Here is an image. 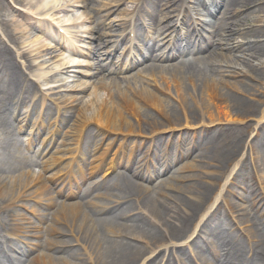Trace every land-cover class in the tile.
<instances>
[{
	"label": "rangeland",
	"instance_id": "rangeland-1",
	"mask_svg": "<svg viewBox=\"0 0 264 264\" xmlns=\"http://www.w3.org/2000/svg\"><path fill=\"white\" fill-rule=\"evenodd\" d=\"M31 1L32 3L29 4ZM141 1L24 0V2H17V0H0L2 7L0 46L6 47L10 53L14 54L26 77L35 82L38 88L35 94L23 93L24 106L20 112L10 115L9 118L10 123L15 126L16 139L10 147L11 152L5 155L4 161L28 157L35 162L24 164L4 175L3 178H7V190L16 178L21 175H30L44 181L43 184L41 183L43 191L50 188L61 191L62 194L58 197V202L63 205L81 206L83 208L89 204L101 206L103 204L102 189L93 188V186L103 182L106 171L115 163L120 164L114 173L116 175L140 172L147 176L149 175L148 171L152 170L155 156L162 160L167 152L173 158L177 157V153H182L183 156L177 159L168 170L159 169L158 174L154 175L152 179L142 177L143 175L136 177L134 182L144 190L149 189L160 196L163 194L171 197L177 192L157 184L190 162L194 169L183 172V176H195L196 178L184 182L177 181L175 187L185 188L194 185V188L208 190L212 194L209 208L205 212L204 220L199 223L198 227L191 226L187 238L173 242L167 251L154 250V247L150 248L146 241H142L141 235L137 234V239H131V241L142 247L143 251H147L142 260L138 261V264H261L260 257L253 253V250L256 249V240L249 237L251 235L248 231L249 226L246 223L247 220L244 219H249V224H252L256 229L258 226L264 228V163L260 162L261 159L259 160L263 156L264 150V122L259 124L257 119L259 115H255L252 111L257 105L256 93L261 92L264 87L252 79L251 73L248 72L250 69L248 61H254L250 57L253 54V47L234 52L235 59L238 61L236 70L237 72L242 71V75L239 78L227 79L231 82L244 79L252 89L251 93H242L241 89L233 91L236 100H242L241 106L244 113H239L235 109V104L223 96L203 94L199 96L197 104L192 98L194 96L193 91H187L185 88L176 86L168 74L159 75L156 81L161 87L167 89L166 96L176 107L178 116H180L179 123L182 122L183 126L177 129L174 127V132L167 129L159 131L153 136L154 130L144 128L145 133H147L146 136L140 135L134 139L141 145L140 150L136 155L131 156L130 150H125L126 152L123 154V146L126 145L121 143L122 138H124L121 136L122 134L111 133V129L101 124L89 123L86 128L90 129L89 132L92 131V134L88 138L86 135V142H92L91 149L86 156L84 155V160L78 164L80 168L75 166L74 173L77 177V179L74 178L75 182L71 183L66 180L65 172H68L69 167L74 164L72 162L76 160L78 162L79 156L83 154L79 150L81 142L85 140L83 138L85 135L83 134L79 138V130L82 131L79 112L76 111L77 113L69 116L65 122L62 121L63 113H59V108H63L61 97L63 96L64 99L68 100L77 97L82 105H88L87 115H93L98 111L102 101L108 102L106 99L108 94L99 86V81L102 78H106L107 82L115 80L119 82L122 88L129 85L134 90H141L147 84L155 83L154 79L137 74V71L141 69L140 66L148 62L149 59L140 61L129 71L118 72L114 76L109 75L108 72L99 74L98 70L93 67L96 61L93 59L94 51L92 50L94 48L96 51L102 52V48L97 47L102 42L100 40L102 35L105 36L104 39L115 41L116 45L120 47L112 57V64L109 66V68L118 69L123 63L126 65L129 59L135 56V53L138 54V50L143 51L149 38L156 37L157 31L152 28L153 22L149 17V12L143 11L138 16ZM165 3V0L158 1L157 8L159 11L167 8L163 7ZM176 8L170 11L171 16H175L173 12ZM228 9L229 6L220 5L218 7L219 13L216 11L219 15L218 18L227 14ZM260 17L254 15L245 19L243 22L246 23V26L241 29H246L242 30L241 34H236L232 40L236 43H253L256 38L253 37L250 26L264 30V13H261ZM11 20H14L15 23H11ZM181 20H184L182 14L179 18L170 17L168 23H171V26L177 25L178 31L186 34L187 26H182ZM192 20L197 21V18L192 15ZM188 21H191V17L188 18ZM234 21L237 22L235 19H231L230 22ZM42 26L43 28H40ZM15 29L22 32L16 33L18 42L12 44L10 39L15 34ZM132 31L142 37L133 39L132 33L134 32ZM163 35L165 34L163 33ZM216 38L220 39L218 36ZM160 40L162 39L160 38ZM160 40L159 43L162 44ZM63 44L73 47L79 53L71 56L67 52L68 49L62 47ZM112 45L113 43L110 44V46ZM26 52L32 54L24 56ZM127 52L128 55L132 56L128 57ZM40 55L44 57L41 58ZM45 60L50 62L46 63ZM70 60L80 64L77 67L78 77L69 78L60 72L65 67V62ZM29 62L34 64L31 70L27 67ZM96 74L98 77L94 76ZM130 75H134V77L129 79ZM62 78H68V88L63 85V82H57ZM46 79H52L50 84L43 83ZM224 91H231V88L223 87ZM184 96L188 97L190 104L198 111L201 127L203 125L211 126L214 130H221L223 134L230 131L233 136H229V141L228 139L222 140L218 145H215L211 144L210 137L205 135L201 140L198 139L200 143H194L195 140L191 138L194 133L191 127L195 125L188 118V114L180 108L179 98L181 100ZM108 105L115 111L116 108L112 107L110 102ZM246 107L250 109L247 110ZM47 108L52 110L50 117L47 116ZM30 111L33 113L28 117ZM147 111L159 118V124L162 128L169 127L168 118L162 119L157 110L153 108L148 107ZM115 115V118L119 119L120 117L128 124L135 122L134 117L130 116V120L127 119L129 113L126 111H119ZM114 121L116 119L111 121L110 127ZM79 122L81 123L80 127ZM179 123L170 122L172 126ZM160 126L159 130H161ZM16 127L23 130L16 131ZM181 128L184 129L181 131ZM160 138L163 141H159ZM113 139H117V141L113 142ZM180 139L184 142L178 143ZM64 141L67 143H62ZM214 152L216 154L219 152L221 155L225 154L221 156L223 161L228 155H233L229 157L230 159L228 158V165L225 162L217 165L212 157ZM2 158L0 156V160ZM50 165L53 167L44 172ZM98 166L100 170L97 169ZM221 176L222 179H220ZM116 182L121 183V178L116 177ZM250 183L258 191L256 196L255 192L247 188V184ZM79 189L83 190L87 199L86 197L82 198L81 195H74ZM14 197L16 202L12 206L19 215L14 218L12 223L26 227L30 239L33 242L37 241L43 244L48 238L46 229L52 224V213L56 211L57 207L47 209L50 215L45 221H40L37 217V210L40 209L38 203L41 194L37 191V187L19 188L15 191ZM184 197L186 200L192 201L199 199L197 193L192 194L191 198L189 195ZM169 203L175 206V201L171 198ZM232 207L235 208L234 211ZM137 215H141L146 222L153 226L147 209L137 210ZM221 228L228 230L229 234H235L234 241L241 248L239 254L242 253L240 257H244L243 260H237V255L232 259L225 253L220 254L218 252V254L217 250L213 248V241L220 235ZM64 230L69 232L66 228ZM36 235L42 237H36ZM102 235L103 237L111 236L106 231ZM82 236L81 233L69 232L68 235L57 237L71 241L67 248L77 253V257L70 259L69 264H92L90 249L87 248ZM23 243L25 246H34L35 248L34 253L29 255L31 258L27 264H41V255L48 254V251L41 245L26 241ZM12 252H9L10 259Z\"/></svg>",
	"mask_w": 264,
	"mask_h": 264
},
{
	"label": "bare ground",
	"instance_id": "bare-ground-1",
	"mask_svg": "<svg viewBox=\"0 0 264 264\" xmlns=\"http://www.w3.org/2000/svg\"><path fill=\"white\" fill-rule=\"evenodd\" d=\"M158 1L142 0L140 2L141 7L138 16L143 11L145 13L146 11L149 12V17L153 22L152 28L157 33L155 38L147 40L146 48L143 51L138 50V54L135 53V56L130 58L126 65L123 63L119 69L109 68L112 64V57L118 52L120 47L116 45L115 41L104 39V35L100 39L102 41L101 44L97 46L102 48V52L96 51L94 48L92 50L94 51L93 59L96 61L93 67L98 70L99 74L108 72L109 75L114 76L118 72L129 71L131 67L140 61L149 59L148 62L140 66L141 69L137 71V74L154 79V84H147L141 90H134L129 85L126 88H122L119 82L115 80L107 82L106 78H102L99 81V86L108 94L106 99L117 110L115 109L114 111V109L110 108L108 102L102 101L98 111L93 115H87L88 105H82L77 97L69 100L64 99L63 96L61 97L63 108H59V113H63L62 121L65 122L69 116L79 112V118L81 117L82 122V131L80 132L79 130V138L83 134L85 135L83 136L85 140L81 142L79 150L83 154L79 156L78 162L77 160L72 162L74 164L69 167L68 172H65L66 180L71 183L75 182L74 178L77 179L76 173H74L75 166L80 168L78 164L84 160V155L86 156L91 149L92 142H86V139L92 134V131L89 132L90 129L86 128L89 123H98L111 129V133L122 134L121 136L124 138H122L121 143L123 142L122 145H126L123 146V154H125V150H130L131 156L136 155L140 150L141 145L134 139L140 135L146 136L147 133H145L144 128L154 130L153 136L159 131L170 129L171 132H174L175 129L183 126L182 122L179 123L180 116H178L176 107L166 96L167 89L161 87L156 81L159 75L168 74L176 86L185 88L187 91H193L194 96L192 98L197 104L199 96L203 94L223 96L235 104V109L239 113H244L241 106L242 100H236L237 98L233 91L241 89L242 93H251L252 89L244 79H239L236 82H231L227 79L239 78L242 75V71L237 72L236 70L238 61L235 59L234 52L253 47V54L250 57L254 61H248L250 67L248 72L251 73L252 79L264 87V30L250 26L253 37L256 38L253 43L243 44L232 40L236 34H241L242 30L246 29H241L246 26V23L243 22L245 19L254 15L261 18V13H264V0H165L166 3L163 7L167 8L162 11L157 8ZM17 2H24V0H17ZM31 3L32 1L29 4ZM223 4L229 6L228 13L218 18V7ZM174 8H176L173 12L175 16H171L170 11ZM0 14H2L1 4ZM181 14L184 20L180 22L182 26H187L186 34L179 32L177 25L171 26L172 24L168 23L170 17L179 18ZM192 15L197 18V21L192 20ZM190 17L191 21H188ZM231 19H235L237 22H230ZM10 22L12 23L14 20ZM19 24L18 26L22 25ZM15 27H17L16 24ZM40 28H43V26ZM19 32L22 31L15 29V34L11 37L10 43L16 44L18 42L16 33ZM132 34L133 39L142 37L135 32ZM217 36L220 39H217ZM159 40L162 44L159 43ZM111 43H113L112 46H110ZM62 47L68 49L67 52L71 56L79 53L67 44H63ZM26 54L32 53L26 52L24 56ZM126 55H128V52ZM131 56L128 55V57ZM40 57L44 56L40 55ZM45 62L50 61L45 60ZM64 65L65 67L60 71L61 73L66 74L69 78L78 77L77 67L80 65L79 63L70 60L65 62ZM27 67L31 70L34 64L29 62ZM245 75L248 74L245 73ZM94 76L98 77L97 74ZM133 77L134 75H130L129 79ZM67 80L68 78H62L57 82H63V85L68 88ZM50 81L52 79H46L43 83L48 85ZM223 87L231 88V91L223 92ZM37 89V84L26 77L14 54L10 53V50L6 49V47L0 46V156L3 157L0 160V264L28 263L31 258L29 255L34 253L35 248L34 246H25L23 241L41 245L48 251V254L41 255V264H69L70 259L77 257V253L67 248L71 241L57 238L68 235L69 232L83 234L82 239L86 243L87 248L90 249L92 264H138V261L142 260L147 251H143L142 247L131 241V239H137V234L141 235L142 241H146L150 248L154 247V250L167 251L173 242L187 238L191 226L196 228L204 220L205 212L212 200V194L203 188H194V185L185 188L175 187L177 181L184 182L196 178L195 176H183V172L194 169L190 162L175 170L171 176L160 180L157 184L177 192L176 195L171 197L163 194L160 196L152 190H144L138 187L134 182V178L142 176L143 174L140 172L123 175L114 174L120 165L119 163H115L106 171L105 181L103 180L102 183L93 186V188L102 189L101 198L103 204L101 206L89 204L86 205V208H83L81 206L63 205L58 202V197L62 194L61 191L53 188L43 191L42 184L44 181H40L38 177L30 175H21L16 178L7 190V178H3L4 175L11 173V171L18 169L24 164H33L35 162L28 157H18L4 161V157L11 152L10 147L16 139L15 126L9 121L10 115L20 112V109L24 106V101H22L23 93L35 94ZM188 93L190 94V92ZM256 98L258 99L257 105L254 106L252 111L255 115H259L257 119L259 120L258 123L260 122L259 124H261L264 122V88L261 92L256 93ZM43 100L45 101V99ZM179 101L181 110L188 114V118L195 125L191 127L194 132L193 136H191L195 140L194 143H200L198 139L200 138L199 140H201L205 135L210 137L211 144L218 145L220 141L226 139L229 141L232 132L229 131L223 134L221 130H214L211 126L203 125L201 127L199 113L190 104L187 96L182 97L181 100L179 98ZM148 107L157 110L162 119L168 118V121L179 124L172 126L169 122V127L162 128L159 124V118L147 111ZM246 108L247 110L250 109L249 107ZM118 110L129 113L127 119L130 120V116L134 117L135 122L128 124L120 117L119 119L115 118V114L119 112ZM32 113L30 111L28 117ZM46 113L49 116L52 110L47 108ZM113 119H116V121L110 127ZM144 121L145 123H143ZM80 125L81 123L79 127ZM159 126L161 130H159ZM174 127L176 128L173 129ZM21 129L16 127V131H21ZM183 129L181 128V131ZM86 135H88L87 138ZM93 141L95 142V140ZM112 141L115 142L117 139ZM159 141H163V139L160 138ZM178 141L180 143L183 140L180 139ZM62 143L67 142L64 141ZM169 154L167 152L162 160L160 157L155 156V161L151 167L152 170L148 171L149 175H143L142 177L152 179L154 175L158 174L159 169L168 170L177 159L183 156L182 153H177V157L173 158ZM224 155L214 152L212 155L213 161L217 162V165H221L223 162L228 165L229 157L233 154L228 155L223 161L221 156ZM259 160L264 163V150L263 156ZM52 167L50 165L44 172L49 171ZM97 169L100 170V167L98 166ZM116 177L121 178L122 182H116ZM220 179H222V176ZM29 187H37V191L41 194V199L38 203L40 209L37 210V217L40 221H45L50 215L47 209L57 207L56 211L52 213V224L46 229L48 238L43 244L37 241L33 242L30 239V234L26 231V227L18 223H12L14 218L19 215L12 206L16 202L15 191L19 188ZM247 188L255 192V196L257 195L258 191H256L253 184H247ZM192 191L194 192L192 193ZM194 193H197L199 197L197 201L185 199V195H189L191 198ZM74 195H81L82 198L86 197L87 199V195L84 194L82 189H79ZM170 198L175 201V206L169 203ZM139 209L148 210L153 226L146 222L141 215H137V210ZM234 209L232 210L234 211ZM244 219L245 221L247 220L246 223L249 226L248 231L251 234L249 237L256 240V249L253 250V253L257 254L256 256L261 259V264H264V228L258 226V229H256L252 224H249V219ZM65 228L69 232L64 230ZM104 231L111 236L103 237L102 233ZM40 236L36 235V237ZM234 240L235 234H229L228 230L221 228L220 235L213 241V248L217 250V253H225L230 258L237 255V260H243L244 257H240L242 253L239 254L241 248ZM10 251H13L11 259Z\"/></svg>",
	"mask_w": 264,
	"mask_h": 264
}]
</instances>
